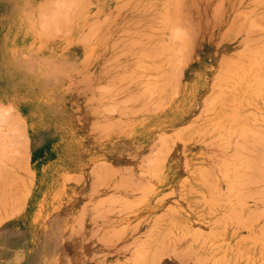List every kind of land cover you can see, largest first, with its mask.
Listing matches in <instances>:
<instances>
[{
	"label": "crops",
	"instance_id": "1",
	"mask_svg": "<svg viewBox=\"0 0 264 264\" xmlns=\"http://www.w3.org/2000/svg\"><path fill=\"white\" fill-rule=\"evenodd\" d=\"M12 1L0 264H264V0Z\"/></svg>",
	"mask_w": 264,
	"mask_h": 264
},
{
	"label": "rangeland",
	"instance_id": "2",
	"mask_svg": "<svg viewBox=\"0 0 264 264\" xmlns=\"http://www.w3.org/2000/svg\"><path fill=\"white\" fill-rule=\"evenodd\" d=\"M206 1V3H205ZM260 2V1H258ZM215 3H219L218 0H204V11H206L204 14L206 17V22H211L207 19H213L209 18V14L215 12L214 9L221 8L220 6L216 7ZM209 7V8H208ZM18 13V6L14 4L12 0H0V24H9L12 22V20L15 18V16ZM218 13V11H217ZM252 12L246 11L239 12L237 16L238 22L243 23H250V14ZM176 17V16H175ZM179 17L174 18V24L178 23ZM227 34V33H225ZM172 54L173 55H181L184 52L187 51V48L181 47V44L186 45L188 44L187 40H190V37L188 38L186 36H177L176 31L172 33ZM184 39V40H183ZM177 41V42H176ZM175 42V43H174ZM192 42V39H191ZM178 44V45H177ZM221 47L218 49L220 50ZM224 50V49H223ZM196 55V51L194 53ZM5 67V66H4ZM5 75H7V70L4 74L0 75V168L10 167L11 164L9 160L14 161L15 153L13 152V148L17 147L19 148L22 144L21 136H20V130L18 127L19 124V118L15 117L13 113L10 111V109L6 107H2V104L7 101L8 96L5 95V86H6V80ZM2 103V104H1ZM260 134V133H259ZM258 140L262 141V138L255 137ZM2 140V141H1ZM2 150V151H1ZM5 151V152H3ZM17 152V151H16ZM253 155H254V161L256 163L258 162H264V143L260 144H254L253 145ZM2 195V193L0 194ZM0 204H4L3 198L0 199ZM15 209L13 208H6L4 206H0V222H3L5 220V217L10 216L14 214ZM6 224L0 225V230L5 226Z\"/></svg>",
	"mask_w": 264,
	"mask_h": 264
},
{
	"label": "bare ground",
	"instance_id": "3",
	"mask_svg": "<svg viewBox=\"0 0 264 264\" xmlns=\"http://www.w3.org/2000/svg\"><path fill=\"white\" fill-rule=\"evenodd\" d=\"M171 1H172V3H173L174 0H171ZM209 1H210V0H209ZM168 2H169V1H168ZM174 2H175V1H174ZM169 3H170V2H169ZM179 3H180V2H179ZM179 3H178V4H179ZM181 3H183V1H182ZM196 3H197V2H196ZM205 3H206V1H205ZM190 5H191V4H190ZM81 6H82V5H81ZM178 6H179V5H178ZM204 6H205V5H204ZM82 7H83V6H82ZM205 7H206V6H205ZM79 8H80V7H79ZM183 8H184V7H183ZM208 8H209V7H208ZM81 9H82V8H81ZM204 10H206V9H204ZM176 11H177V10H176ZM173 12H174V11H173ZM205 12H206V11H205ZM185 13H186V12H185ZM206 13H207V12H206ZM179 14H180V13H179ZM185 15H186V14H185ZM186 16H187V15H186ZM186 16H185V17H186ZM183 17H184V16H183ZM174 18H177V16L174 17ZM206 18H208V17H206ZM200 19H201V18H200ZM165 20H166V19H165ZM180 20H181V22H182V18H181ZM186 20H187V19H185V21H186ZM205 20H206V19H205ZM207 20H210V19H207ZM183 22H184V21H183ZM183 24H184V23H183ZM188 24H189V23H188ZM185 27H186V26H185ZM188 28H190V27H188ZM253 29H254V28H253ZM253 29H252V30H253ZM255 29H256V28H255ZM258 29H259V28H258ZM261 29H262V28H261ZM189 31H191V30H189ZM239 31H241V30H239ZM254 33H255V32H254ZM142 34H143V33H142ZM256 34H257V33H256ZM122 35H123V33H122ZM249 35H250V34H249ZM168 36H169V35H168ZM236 36H237V35H236ZM245 36H246V35H245ZM172 37H173V36H172ZM140 38H141V37H140ZM142 38H143V37H142ZM142 38H141V39H142ZM145 38H146V36H145ZM262 38H263V37H262ZM183 40H184V39H183ZM136 42H137V41H136ZM141 42H142V41H141ZM176 42H177V41H176ZM174 43H175V42H174ZM177 45H178V44H177ZM250 45H251V44H250ZM256 46H257V45H256ZM261 46H262V45H261ZM166 48H167V47H166ZM252 48H253V47H252ZM258 48H259V47H258ZM260 48H261V47H260ZM261 49H263V48H261ZM256 50H257V49H256ZM258 50H259V49H258ZM150 51H151V50H150ZM259 51H260V50H259ZM260 52H261V51H260ZM154 53H155V52H154ZM255 53H256V52H255ZM140 54H141V53H140ZM143 54H144V53H143ZM143 54H142V55H143ZM163 55H164V54H163ZM260 55H261V54H260ZM249 57H251V56L249 55ZM263 59H264V58H263ZM246 60H247V59H246ZM251 60H254V59H251ZM254 61H256V60H254ZM258 62H259V60H258ZM262 62L264 63V60H263ZM262 62H261V63H262ZM261 63H260V65H261ZM263 63H262V64H263ZM253 66H254V65H253ZM239 69H240V67H239ZM248 70H249V69H248ZM240 71H241V69H240ZM255 71H256V70H255ZM237 72H238V71H237ZM237 72H236V73H237ZM249 72H250V71H249ZM251 72H252V71H251ZM231 73H232V72H231ZM234 73H235V72H234ZM236 73H235V74H236ZM256 74H257V73H256ZM236 75H237V74H236ZM243 75H244V74H243ZM243 75H242V76H243ZM253 75H255V74H253ZM257 75H258V74H257ZM240 76H241V75H240ZM240 76H239V77H240ZM247 76H248V74H247ZM258 78H259V77H258ZM260 78L263 79L262 76H260ZM260 78H259V79H260ZM250 79H251V78H250ZM257 83H259V82H257ZM247 85H248V84H247ZM247 88H248V87H247ZM249 88H250V86H249ZM251 89H252V88H251ZM257 89H258V88H257ZM260 89H261V88H260ZM249 90H250V89H249ZM258 90H259V89H258ZM251 91H252V90H251ZM263 91H264V90H263ZM263 91H262V92H263ZM254 93L256 94V92H254ZM263 94H264V93H263ZM263 94H262V95H263ZM136 101H137V100H136ZM239 102H240V101H239ZM234 103H235V102H234ZM236 104H237V103H236ZM238 104H239V103H238ZM240 105H241V104H240ZM260 115H261V114H260ZM254 117H255V116H254ZM254 117H253V118H254ZM253 118H252V119H253ZM258 118H259V117H258ZM259 119H260V118H259ZM255 120H257V119H255ZM247 122H248V121H247ZM254 122H255V121H254ZM259 122H260V121H259ZM243 131H244V130H243ZM1 141H2V140H1ZM1 151H2V150H1ZM3 152H5V151H3ZM0 153H2V152H0ZM254 178H255V177H254ZM255 181H257V180H255ZM259 183H260V182H259ZM255 184H256V183H255Z\"/></svg>",
	"mask_w": 264,
	"mask_h": 264
},
{
	"label": "clouds",
	"instance_id": "4",
	"mask_svg": "<svg viewBox=\"0 0 264 264\" xmlns=\"http://www.w3.org/2000/svg\"><path fill=\"white\" fill-rule=\"evenodd\" d=\"M176 33H177V36L179 37V36H186L187 35V33H186V31L184 30V29H177L176 30Z\"/></svg>",
	"mask_w": 264,
	"mask_h": 264
}]
</instances>
